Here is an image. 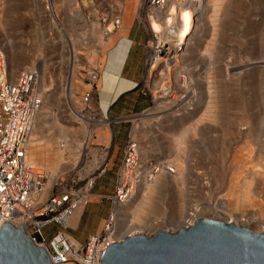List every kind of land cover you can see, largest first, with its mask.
<instances>
[{
    "label": "rangeland",
    "instance_id": "374dc122",
    "mask_svg": "<svg viewBox=\"0 0 264 264\" xmlns=\"http://www.w3.org/2000/svg\"><path fill=\"white\" fill-rule=\"evenodd\" d=\"M177 1L180 0H163L162 3H154L155 8L151 9L149 0H85L83 5L82 0H51V3L57 6L55 12L58 20L62 19L64 28L69 35L73 34V37L78 30L84 37L86 35L90 39H97L101 28L98 23L103 15L111 11L122 12L124 27L127 28L136 21L146 31L147 61L142 87L150 95L152 103L145 114L132 116L129 124L131 137L139 146L141 158L152 162L172 159L174 151L170 148L173 136L201 117L207 107V96H203L206 87L204 89L198 80L202 78H197L194 80V86L199 101L191 103L189 111L180 108L168 112L169 102L174 97L176 100H182L184 97L183 90L176 84L177 67L169 70L165 67V62H162L153 68L156 65L155 52L159 37L152 31L150 18L155 17L164 26V14L170 13L172 5L177 4ZM195 1L196 5L192 9L196 14L197 33L187 41L193 59L186 61L193 63L192 66L196 67L195 70L199 69L201 74L210 68L212 77L216 78L211 89L213 117L199 126L195 139L187 137L182 144L183 152L179 161L183 168L181 180L177 181L180 183H173L169 176H162L159 178L164 179L161 187H156V182L153 183L149 195L145 196L146 190L144 193L140 192L135 199L120 208L119 217L123 231L127 230L125 226L131 217L133 221V214L135 215L137 209L142 210L134 223L149 225L158 220L155 222L156 226L148 228L150 232L153 231L152 236L156 234V227L159 230H169L170 226L166 220L177 222L183 219L184 212L188 211L191 205L212 204L218 189L227 192L231 183L229 177L239 166L247 177L241 178L240 182L233 185V189L230 187L228 195L233 193L232 199L230 198L231 207L235 213L246 217L254 214L253 218L262 222L263 226L251 220L246 225H238L256 233L264 230V0H219L214 19L212 6L203 11L197 10L200 0ZM51 28L43 0H0V48L7 56L9 70L14 69L13 75L25 69L24 65L31 69L43 67V84L47 87V58L55 52L57 46L59 47L57 40H52V36H49ZM54 38L57 39L56 36ZM165 54L166 50L159 53ZM208 54L211 65H207L204 59L209 57ZM186 61L182 63L183 67H186ZM255 62L257 63L253 67L249 65ZM66 73L65 71L52 75L54 93L49 101L50 109L47 108L46 101L44 111L36 122L34 135L42 143L51 146L52 154L58 151L55 147L56 140L48 138L47 132L53 131L55 138L59 139L66 129L72 128L77 140L85 133L84 128L76 123L64 127L59 124L60 117L66 113L62 98L66 77L68 80L70 78ZM69 83L71 91L76 93L73 98V103L76 104L79 102L80 93L90 88L77 74H73ZM107 94L109 91L105 82L104 89L93 103L97 105ZM75 104L78 111L83 113L88 107L94 109L92 101L88 107H78ZM119 110V107L116 108V111ZM47 114H51L52 121L51 118L47 121ZM102 137L108 142L107 131ZM124 139L125 128L114 142V153L121 150ZM77 144L76 151L81 148L78 142ZM34 157L39 164H46L42 156ZM245 158L250 160L249 163L252 161L251 165L248 163L250 167ZM64 163L63 159L62 163L57 165L53 162L47 164L54 172ZM45 167L47 168L46 165ZM247 171L254 174L253 179L248 177ZM205 182L208 186L204 185ZM246 182L249 183L247 187ZM161 218L165 219L161 221ZM96 224L93 220L84 222L79 231L74 230L75 237L83 242L89 233L95 231ZM53 232V225L47 226L43 230L45 239L49 240ZM143 232L150 236L148 232Z\"/></svg>",
    "mask_w": 264,
    "mask_h": 264
},
{
    "label": "built area",
    "instance_id": "2783aa9c",
    "mask_svg": "<svg viewBox=\"0 0 264 264\" xmlns=\"http://www.w3.org/2000/svg\"><path fill=\"white\" fill-rule=\"evenodd\" d=\"M162 2L149 0V8L154 9V3ZM43 5L52 27L49 36L59 45L47 58V87L43 84V67L25 68L11 76L7 56L0 48V229L6 224L20 228L37 247L45 251L51 264H101L107 249L118 242L122 225L117 211L162 170L170 173L173 170L166 161L143 160L130 129L121 150L114 194L108 198L111 205L108 219L96 234L87 237L84 242L68 234L74 215L91 199L90 191L95 179L103 175L109 166V146L97 144L94 140L111 123L125 120L110 119L101 111L88 107L101 80L98 59L111 37L120 31L122 12L111 11L103 15L98 23L101 27L99 37L90 39L78 30L75 37L69 35L62 19L58 20L57 6L51 0H43ZM65 71L70 78L66 77L67 82L62 88L66 113L60 117L59 124L64 127L76 123L84 128L85 133L77 140L72 128L66 129L59 139L55 138L53 131L47 132L48 138L56 140L55 147L65 162L50 172L30 162L28 150L46 101L47 108L50 107L49 101L54 93L52 75ZM73 74L85 80L90 88L80 93L76 104L73 103L76 93L71 91L69 83ZM74 104L88 108L83 113ZM47 115V121L48 118L52 121L51 114ZM77 142L81 147L78 152ZM49 224H54L56 230L46 240L43 229Z\"/></svg>",
    "mask_w": 264,
    "mask_h": 264
},
{
    "label": "bare ground",
    "instance_id": "6f19581e",
    "mask_svg": "<svg viewBox=\"0 0 264 264\" xmlns=\"http://www.w3.org/2000/svg\"><path fill=\"white\" fill-rule=\"evenodd\" d=\"M84 1L85 0H82V5H83ZM177 2H178L177 4L175 3L174 5H172V9H171L170 13L164 14V17H163L164 18L163 20H165L164 26L162 25V23L160 24L155 17L150 18L151 19L150 24L152 27V31L154 32V34H156L157 37H159L158 46L156 47L157 50L155 52V56H156V63L155 64L156 65H154L153 68L154 67L156 68V66L162 62H165V67L169 70L172 67H174V68L177 67L176 76H175L176 84L180 89L183 90L184 97L182 98V100L181 99L176 100L174 97L171 100V102H169L170 108L167 109L168 112L174 111V110H177L180 108L183 111H189L190 110L189 105L191 103L195 104L197 101H199V98L197 97V90L194 86V83H195L194 80L197 78H202V79H198V80L201 81L202 85L204 86V89L206 87V93L203 96H207L206 97L207 105L205 104L207 107H206V109L204 108L205 111L203 110L204 113L201 115V117L196 119L187 128L182 129L179 132V134L174 135L173 138L171 139V145L172 146L170 149L171 150L173 149V151H174L173 156L174 157L172 159H170L169 161L166 160L165 163L173 170V172L170 173L169 171L162 170V172H160L150 183H145L137 191L135 196L140 192L144 193L145 190H146L145 196L149 195V192L152 191V188H150V187L152 186L153 183L155 184V182H156V187H158V186L161 187V185L164 184V179L159 180V178H161L162 176H169L170 178H172L173 183H177V184L180 183L177 181L181 180V171L183 168L181 162L179 161V157L181 156V153L183 152L182 144L187 139V137L192 139V140L195 139V136L197 135L196 132H197L199 126L202 125L203 122L210 121L211 118L213 117V115H212L213 109L211 106V104H212L211 101H212L213 97H212L211 89H213L212 85L215 84L216 78L212 77V74H211L212 72H210V68L208 70H205V72H203L201 74V72H198L199 69L195 70L196 67L192 66L193 63L190 64L191 62L186 61V60H190V59L192 60L193 59L192 58L193 54L189 50V46H188L187 41H188L189 37L194 36L197 33V23L195 20L196 14H195V11L192 9L194 7V5H196L195 4L196 1L195 0H180ZM218 3H219V0H213V2H209L208 0H200L199 3H197V5H198L197 10L203 11V9H205L206 7L212 6V8H213L212 18L214 19V16L216 15V13L214 15V12L216 11V7H217ZM180 6H182V7H180ZM212 22H213V20H212ZM172 49H174V50L172 51ZM162 50H166L165 55H159L160 51H162ZM206 50L208 51L209 49H206ZM208 56H209V54H208ZM204 59H205L207 65H211L212 62H211L210 56L208 58L206 57ZM184 61H186V64H185L186 67L182 66V63ZM256 63L257 62L251 63L249 65L251 67H253L254 64H256ZM19 65H22V63L21 64L19 63ZM24 68H26V65H24ZM9 72H10L11 76H14L13 75L14 69L9 70ZM201 98L202 97H200V99ZM193 117L195 118L196 116L193 115ZM34 134H35V132L33 133V137H32V140H31V143L29 146L28 159L30 162H32L36 165H40L41 167L47 169L48 171L53 172V170L52 171L50 170L51 168L47 163L53 162L54 165L55 164L57 165L59 163H62L63 157L58 153V151L54 152L52 154L53 151L51 150V146H48L47 144L42 143L39 139H36ZM249 148H250V146H249ZM248 149H247V151H248ZM251 152H253V151H251ZM34 155L42 156V158L45 159L46 164H39V162L36 161ZM246 158H245V160L247 161ZM245 160H244V162H246ZM249 161H247L246 163L248 164ZM249 164H248V166H249ZM45 165L47 166V168L45 167ZM242 167H245V166H242ZM245 169H247V168L245 167ZM243 171L244 170L241 168V166H239V168L236 171H234L233 174H231V177H229L230 182H231L229 184V190L227 192H224L225 190L218 189L216 192L217 196L215 199L212 200L213 201L212 204L211 203H200L198 206H195V205L192 206L191 205V207L188 209V211L184 212L185 214L183 216V219H179V221H177V222L171 221V220H166V222L168 221L167 225L170 226L169 230L168 229L167 230H159L156 227L154 232L157 233L160 231H166L169 233H173V232H176L180 228H189V227L193 226V224L196 221H200V220L219 221V222H224L226 224L237 225L239 227L246 225V223H248L251 220L253 223H257V224L263 226L262 222H258V221H256L255 218H253L254 214H252L250 217H246L242 214L235 213L231 207V199H232L231 196L233 195V193H232L233 191L231 192L232 194L230 193L231 196L228 195V192L230 191V187H232V189H233V185L235 186L238 183V181L240 182L241 178L247 177V175L246 176L243 175ZM253 171H255V170H253ZM248 172L249 171H247L246 174H248ZM255 172H257V171H255ZM253 175L251 172H249L248 177L253 179ZM249 183H250V181H249ZM249 183H247V182L245 183L246 187L249 186ZM204 185L208 186L207 182H205ZM221 193H223V194H221ZM243 197H244V195H243ZM143 200H147V199H143ZM141 210L137 209L136 212H134L135 215L133 214V216H134L133 221H135L136 218L139 216V213ZM117 213H118V215H120L121 210L119 209L117 211ZM121 216H123V215H121ZM201 216H203V217H201ZM164 219L165 218H161V221H163ZM131 220H132V217H131ZM131 220H129V223L126 224V226H125L127 230L123 231L124 228H122L121 231L118 233L119 237L116 240L118 242H115L114 244L121 243L126 238H130L133 236H141L144 233L143 231L148 232L150 234V236H152L153 231L150 232L151 226H156L157 224L155 222L158 221L156 219L157 221H155L149 225H144V224L142 225L141 223H136V222L134 223ZM72 224L73 223H71V225ZM238 224H242V226H240ZM145 228H147V229H145ZM148 228H150V229H148ZM244 228H246V227L244 226ZM246 229H248V228H246ZM253 233H256V232H253ZM256 234H263L264 235V230L262 232L256 233ZM143 235H145V234H143ZM145 236L150 237L148 235H145Z\"/></svg>",
    "mask_w": 264,
    "mask_h": 264
},
{
    "label": "water",
    "instance_id": "95a60500",
    "mask_svg": "<svg viewBox=\"0 0 264 264\" xmlns=\"http://www.w3.org/2000/svg\"><path fill=\"white\" fill-rule=\"evenodd\" d=\"M0 264H51L20 228L0 229ZM101 264H264V235L219 221L133 236L110 246Z\"/></svg>",
    "mask_w": 264,
    "mask_h": 264
},
{
    "label": "crops",
    "instance_id": "0c3cea01",
    "mask_svg": "<svg viewBox=\"0 0 264 264\" xmlns=\"http://www.w3.org/2000/svg\"><path fill=\"white\" fill-rule=\"evenodd\" d=\"M147 44L148 36L144 28L136 21H133L129 27H124L122 17L120 31L111 37L98 59L101 80L93 94V108L101 111L110 119L124 118L125 120L122 123H111L110 127L100 133L97 140H94L97 144L109 146V166L103 175L95 179L90 191V201L80 212L76 213L71 221L73 224L70 226L68 234L77 241L79 240L75 237L74 230L79 231L84 222L88 223L93 220L97 223L95 231L87 235L89 237L96 234L103 222L108 219L111 209L108 198L114 194L116 171L121 162V150L126 144L130 130L129 119L147 111L152 103L150 95L142 87L147 61ZM105 82H107L109 94L95 105L93 101L101 94ZM118 107L120 110L116 111ZM123 128H125L124 144L121 146V150L114 153V142L120 136ZM106 131L109 135L108 142L102 137ZM49 225H53L54 231L56 230L54 224Z\"/></svg>",
    "mask_w": 264,
    "mask_h": 264
}]
</instances>
